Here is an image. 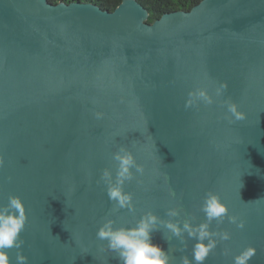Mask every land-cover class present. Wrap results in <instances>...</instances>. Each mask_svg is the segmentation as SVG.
I'll return each instance as SVG.
<instances>
[{"label": "water", "instance_id": "95a60500", "mask_svg": "<svg viewBox=\"0 0 264 264\" xmlns=\"http://www.w3.org/2000/svg\"><path fill=\"white\" fill-rule=\"evenodd\" d=\"M147 16L0 0V264H264V0Z\"/></svg>", "mask_w": 264, "mask_h": 264}, {"label": "trees", "instance_id": "16d2710c", "mask_svg": "<svg viewBox=\"0 0 264 264\" xmlns=\"http://www.w3.org/2000/svg\"><path fill=\"white\" fill-rule=\"evenodd\" d=\"M51 3L64 1L69 3L74 0H47ZM85 2H91L102 9L112 11L121 0H79ZM142 5L148 12L146 21L152 23L158 19L162 14L166 12H173L179 10H189L193 5L198 3L200 0H136Z\"/></svg>", "mask_w": 264, "mask_h": 264}]
</instances>
